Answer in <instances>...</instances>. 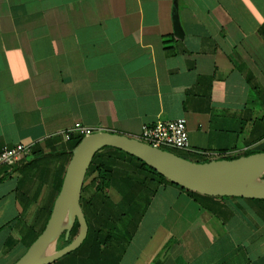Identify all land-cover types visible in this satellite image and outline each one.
I'll return each instance as SVG.
<instances>
[{"label":"crops","instance_id":"crops-1","mask_svg":"<svg viewBox=\"0 0 264 264\" xmlns=\"http://www.w3.org/2000/svg\"><path fill=\"white\" fill-rule=\"evenodd\" d=\"M178 118L190 161L264 152V0H0V150L31 148L0 167V264L44 228L74 123L137 138ZM96 164L103 208L81 204L88 239L51 264H264V200L182 189L110 147Z\"/></svg>","mask_w":264,"mask_h":264},{"label":"water","instance_id":"water-1","mask_svg":"<svg viewBox=\"0 0 264 264\" xmlns=\"http://www.w3.org/2000/svg\"><path fill=\"white\" fill-rule=\"evenodd\" d=\"M106 147L139 159L182 189L210 197L264 200V152L193 162L135 138L95 132L82 137L71 150L60 190L43 230L12 264H51L82 244L88 226L80 205L81 190L94 155ZM75 222L78 224L76 237L56 249L60 237L64 234L67 239Z\"/></svg>","mask_w":264,"mask_h":264},{"label":"built area","instance_id":"built-area-1","mask_svg":"<svg viewBox=\"0 0 264 264\" xmlns=\"http://www.w3.org/2000/svg\"><path fill=\"white\" fill-rule=\"evenodd\" d=\"M95 132L99 131L90 129L80 122H76L63 136L65 140H69L72 135L82 138ZM135 139L157 149L182 152L189 151L188 132L184 118L166 121L157 120L153 125H142L140 134ZM30 151L31 148L29 145L21 143L11 147H3L0 150V167H13L19 160L29 157ZM242 154L243 151L220 154L215 155L214 159L234 158Z\"/></svg>","mask_w":264,"mask_h":264},{"label":"trees","instance_id":"trees-1","mask_svg":"<svg viewBox=\"0 0 264 264\" xmlns=\"http://www.w3.org/2000/svg\"><path fill=\"white\" fill-rule=\"evenodd\" d=\"M80 140H81V137H76L74 139L73 144H72V149L80 142ZM99 152H97L94 155V157H93V159H92V161L90 163L89 169L87 171L86 179L88 181H86V179H85V181H84L85 185L83 183L82 190H81L80 205L81 204H84V201H86L87 204H89L91 202V197L87 199V196H86V189L88 188V186L91 187V188H93L94 192H96V193H98V192L100 193L101 192L100 194H102V195H103V191L107 188V185H108V178L106 176V172L107 171L104 169V167L101 164L100 165L99 164L98 165L96 164V159L98 157V153ZM253 153L254 152H244L242 155H250V154H253ZM130 157H132V156H130ZM132 158H134L136 161H138L144 168H146L151 173L157 175L160 179L165 180V178H163L156 171H154L153 169H151L150 167H148L145 163H143L142 161H140L139 159H137L135 157H132ZM222 159H229V158H222ZM204 162H206V161H204ZM85 220H86V218H85ZM86 223H87V220H86ZM87 226H88V224H87ZM77 233H78V224H77V222H75V224L73 225V227H72V229H71V231H70L67 239L64 238V234L60 237L59 241L60 240L62 241V244H61L60 247H63L65 245H67L68 243H70L76 237ZM88 235L89 234H88V231H87L86 238L84 239V241L82 242V244L80 246H82L87 241ZM101 237H102L101 231H98V234L96 236L97 241L99 239H101Z\"/></svg>","mask_w":264,"mask_h":264},{"label":"rangeland","instance_id":"rangeland-1","mask_svg":"<svg viewBox=\"0 0 264 264\" xmlns=\"http://www.w3.org/2000/svg\"><path fill=\"white\" fill-rule=\"evenodd\" d=\"M168 151H170V152H172V153H174V154H176V155H178V156H183L182 155V153L181 152H179V151H177V150H168ZM184 157V156H183ZM86 181H88L87 179H86ZM93 189V188H92ZM96 193V192H95ZM86 196H87V194H86ZM85 196V197H86ZM88 198H90V196H87V199ZM91 202H93L94 203V205H96V206H98V212H100L101 211V209L103 208V203H102V201H101V199H99V198H92L91 197ZM87 205V203H86V201H84V204H82V206L85 208V206ZM86 216H88V215H86ZM94 217H93V215H89L88 217H87V219L89 220V222L91 223V222H93V220L94 221H99V222H102V221H104L105 219V215H103V214H98V218L97 219H93ZM61 244H62V241L60 240V241H58V243H57V245H56V249L57 248H60V246H61ZM79 247H81V246H79ZM78 249V248H77ZM73 252V251H72Z\"/></svg>","mask_w":264,"mask_h":264}]
</instances>
